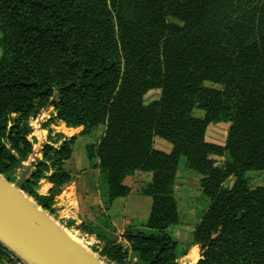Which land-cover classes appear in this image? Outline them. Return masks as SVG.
<instances>
[{
    "label": "trees",
    "instance_id": "obj_1",
    "mask_svg": "<svg viewBox=\"0 0 264 264\" xmlns=\"http://www.w3.org/2000/svg\"><path fill=\"white\" fill-rule=\"evenodd\" d=\"M0 32V173L11 183L53 215L78 138L102 128L85 150L107 184L106 212L80 229L104 242L103 257L179 264L188 254L167 232L180 223L185 157L210 199L192 236L197 264H264V186L246 176L264 172V0H0ZM154 90L160 97L147 104ZM51 106L42 159L24 172L34 154L29 121ZM55 120L75 135L54 134ZM222 120L223 142L210 133ZM137 172L152 174L140 190L152 199V232L128 227L125 245L109 239L107 212L130 195L126 180ZM42 179L53 185L49 195L36 190Z\"/></svg>",
    "mask_w": 264,
    "mask_h": 264
},
{
    "label": "rangeland",
    "instance_id": "obj_2",
    "mask_svg": "<svg viewBox=\"0 0 264 264\" xmlns=\"http://www.w3.org/2000/svg\"><path fill=\"white\" fill-rule=\"evenodd\" d=\"M170 20L173 22H176L173 19H170ZM0 38H1V32H0ZM2 55H3V50H2V48H0V57ZM159 97H160V91H158V90L151 91L145 96V102L148 104L154 100L159 99ZM53 107L54 106H51V107L43 110L37 117H32L29 121L31 127L34 129V133L30 137L31 142L34 143V154L40 149L39 142L42 141V138L40 136V131H41V129H43V127H44L43 125L50 120V118H48V117L50 115L51 116L53 115V111H54ZM203 115H204L203 111H200L197 109L194 111V116H196V117H201ZM228 127H229V121L228 120H222V121H219L218 123L211 125L210 133L213 135L219 136L220 138L218 140L223 142L225 139ZM102 130L103 129L101 128L97 134L92 135V136H80L78 138L75 146H74L73 157L65 163V168L68 171H70L72 174H74V176H75L74 181L76 182V184H78V191H79V194L82 196H85V195H84V192L81 191V188H80L81 182L84 181V179L81 180V178L85 174L87 176L86 178H88V181L90 182V189H91L90 193L91 192L96 193L97 190L99 189V191L101 193H103V195H104V193H106V191H107L106 182H104L103 180H100L99 177H97L94 174L95 168L90 164V162L86 156V150H85V147L87 144L95 143L97 141ZM46 143H48V136H47V142H45V144ZM43 145L44 144H42V147H43ZM58 146H59V144L56 145V147H58ZM34 154H33V156H34ZM213 159H215L216 165L218 167L222 166L223 163L226 162V157H213ZM35 160H36V158L34 159V162H35ZM186 163H187L186 158L182 157L181 161H180V166H179V174L182 177V179L185 180V182L182 183L181 187H182V190H184V191L186 188L185 186H190L193 190H191V192H189L187 194V199L185 200V204L180 203V217H181L180 223L177 225L171 226L167 230V232L169 234H171L172 236H174V238L176 240H178L181 243V246L184 248H188L189 243H190L192 236H193V232H194L196 226L198 225L199 220L201 219V217L203 216L204 212L207 210V208L210 204V199L207 198L203 194L202 189H201L200 184H199V181L201 179V175H199L195 171L188 169L186 166ZM31 164L32 163H30L29 161L26 162L24 164L25 169L23 171L27 172V173L30 172L31 166H32ZM18 175H19V177H23V175L20 173H18ZM246 176L249 179L251 187L264 186V172L248 171L246 173ZM149 177H151V176H149ZM146 181H148V179L146 178V176H144V178H142V179L137 178L135 183H136V185H141V184L147 183ZM79 184H80V187H79ZM230 185H232V182L228 181L226 183V186H230ZM17 186L19 187V185H17ZM87 195H89V194H87ZM91 196H92V198H95V197H93V195H91ZM144 197H147V196H144ZM126 202H128L130 205V196L128 197L127 200L126 199L123 200L122 203L118 202V206L116 209L117 210L120 208L122 209V207L125 205ZM189 209H191V210H189ZM81 210H80L81 213L78 216L79 219L78 218H76V219L79 221L85 222L87 215L85 212H83L82 208H81ZM50 215L52 216V218L54 220H56V222L58 224L60 223L64 228H66L68 230V232H70L77 240L83 241V243L87 247V249L89 251L93 252L97 257H99L103 261L107 262L108 264H131V262L129 260L130 258L126 259L123 263H114V262L109 261L106 257H103L101 255V252L103 250L104 242L100 241L101 242L100 243V242L95 241V239H96L95 237H92L89 234H85L82 231V229L78 228L79 225L80 226L82 225L81 224L82 222H78V224L72 225L71 220L70 221L69 220L61 221L62 219H61L60 215H54V214L53 215L50 214ZM77 215H78V213H77ZM141 230L146 232V233L152 232L147 227H141ZM106 233H107L109 239H111L117 243H124V241L122 239L123 237L121 235V232L119 231V229L117 227L113 226L112 228L106 229ZM135 261L137 264V259Z\"/></svg>",
    "mask_w": 264,
    "mask_h": 264
},
{
    "label": "crops",
    "instance_id": "obj_3",
    "mask_svg": "<svg viewBox=\"0 0 264 264\" xmlns=\"http://www.w3.org/2000/svg\"><path fill=\"white\" fill-rule=\"evenodd\" d=\"M56 114L57 113L54 109L53 115L52 116L50 115L48 118L54 119ZM50 129L54 131V134L63 135L62 138L63 140L70 139L73 135H75V130L73 128L68 127L64 122L58 120H55V122L51 124ZM48 135H49L48 129H44L43 127V129H41L40 131V136L42 138V141L39 142L40 149L34 154V156L32 155L30 157L29 160L30 163L33 164L35 158L42 159V144H45V142H47ZM155 147L158 150L164 151L166 153H170L172 150V146L160 138L155 139ZM32 166H34V164ZM94 174L97 177H99V169L95 168ZM71 175H72V181L66 184L62 188V192L55 198V202L53 206L55 210L54 215H60L62 219L61 221L71 220V224L76 225L78 224V222H82L76 219L80 215L82 208L83 212L86 213L87 218L85 219L86 221L82 222L81 224L98 222L99 217L106 212V206H105L106 197L99 191V189L97 190L96 193L94 192L95 194L93 192L90 193L91 191L90 182L88 181V178H86L87 177L86 174L83 175L81 178V180L84 179V181L81 182V187L79 184V187L81 188V191L84 192L85 196L80 195L78 191V184H76V182L74 181L75 176L72 173ZM144 176H146V178L148 179V181H146L147 183H149L152 180V174L142 173V172H137L134 176L126 180V184H128L131 188V193L129 195L130 205L128 202H126L125 205L122 207V209L120 208L117 210L116 208L118 206V202L122 203L123 200L125 199L127 200L129 196L127 198L117 199L114 202L113 207L107 212V214L110 215V217L112 218L113 226L119 229L121 235H123V233L128 227H134L137 229H141V227H145V224L149 218L152 207V199L150 197H144L140 193L141 187L143 185H146L147 183L141 185H136L135 183L137 178L142 179L144 178ZM183 182H185V180L182 179L178 170V175L176 180V195H177L176 198L178 201L179 213H180V203L185 204V200L187 199V194L191 192V190H193L190 186H185V185H184L186 187L185 191L182 190L181 185ZM52 187L53 185L48 180L42 179L36 190L40 195L46 196L50 194ZM91 195H93V197L95 198H92ZM78 228H80V225L78 226ZM92 237L96 238L95 241L100 242L96 236H92ZM123 241H124L123 244L126 245L127 244L126 241L124 239ZM195 251L199 255V258L196 262H194L193 258L191 257L193 252ZM201 254L202 252L200 246L192 245V239H191L188 246V254L180 258L178 260V263L197 264L198 261L201 259ZM0 264H5L1 256H0Z\"/></svg>",
    "mask_w": 264,
    "mask_h": 264
},
{
    "label": "water",
    "instance_id": "obj_4",
    "mask_svg": "<svg viewBox=\"0 0 264 264\" xmlns=\"http://www.w3.org/2000/svg\"><path fill=\"white\" fill-rule=\"evenodd\" d=\"M0 242L26 264H108L1 173Z\"/></svg>",
    "mask_w": 264,
    "mask_h": 264
},
{
    "label": "built area",
    "instance_id": "obj_5",
    "mask_svg": "<svg viewBox=\"0 0 264 264\" xmlns=\"http://www.w3.org/2000/svg\"><path fill=\"white\" fill-rule=\"evenodd\" d=\"M3 252L6 254V257L3 258L5 264H26L24 261H22L18 256H16L14 253H12L10 250H8L1 242H0V253ZM131 264H136V261L133 259H129Z\"/></svg>",
    "mask_w": 264,
    "mask_h": 264
},
{
    "label": "bare ground",
    "instance_id": "obj_6",
    "mask_svg": "<svg viewBox=\"0 0 264 264\" xmlns=\"http://www.w3.org/2000/svg\"><path fill=\"white\" fill-rule=\"evenodd\" d=\"M65 230L68 232V230L65 228ZM75 240H77L70 232H68ZM82 246H84L86 249H87V247L84 245V243H83V241H79V240H77ZM12 245V248L14 249V250H16V251H18L17 250V247L14 245V244H11ZM19 252V251H18ZM28 260H29V262L31 261L29 258H28ZM34 262V261H33ZM32 262V263H33ZM31 263V262H30ZM31 263V264H32ZM35 263V262H34Z\"/></svg>",
    "mask_w": 264,
    "mask_h": 264
}]
</instances>
